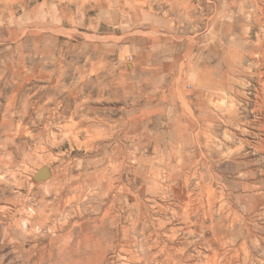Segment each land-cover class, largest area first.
Masks as SVG:
<instances>
[{
	"label": "rangeland",
	"instance_id": "obj_1",
	"mask_svg": "<svg viewBox=\"0 0 264 264\" xmlns=\"http://www.w3.org/2000/svg\"><path fill=\"white\" fill-rule=\"evenodd\" d=\"M4 120L14 125L0 131V264H64L60 238L74 229L77 244L76 223L101 216L117 195L113 212L137 213L142 202L177 229L175 256L154 264H215L222 241L225 251L245 241L247 264H264V154L252 145L264 140V0H0ZM207 160L240 164L224 183L241 191L238 211L254 216L252 229L231 231L228 219L214 228L213 213L200 231L201 210L184 218L186 179L201 207ZM45 166L52 179L34 183ZM247 170L259 199L243 191ZM61 194L63 208L47 219L40 209ZM93 232L97 244L115 233ZM112 249L100 264H146Z\"/></svg>",
	"mask_w": 264,
	"mask_h": 264
},
{
	"label": "bare ground",
	"instance_id": "obj_2",
	"mask_svg": "<svg viewBox=\"0 0 264 264\" xmlns=\"http://www.w3.org/2000/svg\"><path fill=\"white\" fill-rule=\"evenodd\" d=\"M46 75H47V73H46ZM52 78H54V77H52ZM51 80H49V81H51ZM60 81L61 80H59V83L58 84H60ZM57 87H58V85H57ZM12 99H15V95H14V98L12 96L10 97L9 104L10 103L12 104V102H13ZM58 104H59V102H58ZM62 105H61V107H62ZM65 106L62 107V108L65 109ZM72 109H70V110H72ZM26 111H27V108L25 106V112ZM73 111H75V110L73 109ZM73 111H72V113H73ZM76 111H77V109H76ZM58 112H59V110H58ZM70 113H71V111H70ZM55 114H57V113H55ZM74 114H75V112H74ZM74 116H76V115H74ZM67 117H69V116L67 115ZM67 117H63V118H67ZM51 120H52V118H51ZM6 125L9 126V127H7L5 129L6 131L8 129H13V125L14 124L11 123V121H9V120L8 121L7 120H4L0 124V131L2 129H4L6 127ZM7 133H9V132H7ZM245 143H247V142H245ZM250 144H252V143L250 142ZM252 145L255 148V151L259 152V154H260V152L264 154V140H262L261 142H259L257 144H252ZM249 146H251V145H249ZM229 147H230V145H229ZM240 150H242V149L237 150L238 153L240 152ZM229 154H231V153H229ZM234 155H236V154H234ZM240 155H242V154H240ZM231 157H232V155H231ZM233 158H235V157H233ZM262 160H263V158H262ZM222 162H224V161H222ZM188 165H190L189 168H188ZM193 165H194V163L193 162H190V163L187 164V167H185V168L188 169V172H190V174L193 175V177H194L197 174V171L194 172V173L192 172V170L194 168ZM239 165L240 164H238L237 161H231L229 163L227 162V164L218 163L217 165L216 164L214 165L213 162L207 160V162L204 164L203 172H201L200 182H199V186H200V189H201V194L203 196V199H202L203 201H202L201 207L196 206V202H197L196 201V198H195V194L196 193H195L194 190H191V188L189 186V185H191L189 178L186 179L187 180L186 181L187 182V187H186V191L184 190L185 191L184 192L185 194L183 195V197L185 199V201H184L185 202L184 203V210L187 213V216L185 217V215H184V218L186 219L187 222H188L189 219H191L193 217V214L192 213H195V212L201 210V212L203 213V217L197 218V221L195 222L196 223V226L201 228L200 231L205 226L208 217L209 216L212 217V214L213 213H217L219 215V218H220V221H219L220 224H219V222L216 225L214 224L215 225L214 228H218V229L221 228L222 223H223V221L225 219H228L229 220L230 224H228V226L231 229V231H232V229L234 230L236 228H243L244 225L247 226V227H249L250 229H252V227L255 226V220L253 218L254 216H251V217L247 218L244 214H242V213H240L238 211L239 210V200L241 198V194H240L241 191L240 192L235 191L232 188H230L231 186H228L229 184L227 185V184L224 183L226 181V177H227L226 174H225V170H230L231 169V170L235 171V170L239 169L238 168ZM244 166H246V168H247V164H244ZM178 168H179V166H178ZM36 173H37V171H36ZM102 175L104 176V178H103L104 179V182L102 184L103 185L102 188L107 192V195H112L111 194V186H110L111 184L109 182L111 180V178L106 179L107 174L105 172H102ZM191 175H190V177H191ZM33 176H35V175H33ZM176 177L177 176H174V178H176ZM242 177H243V180L244 179L247 180L245 182L244 181L241 182L242 183V186L244 188L243 191L246 193V197L249 200H255L256 198L257 199L261 198V194L258 193L259 191H262L261 190L262 188L260 187L261 185L260 186L259 185L258 186L257 185L254 186L252 184L254 182H251L252 179L254 178V174L250 170H247V172L243 173ZM207 178H209V180H210L209 182L207 181ZM213 183H217L218 185H220L221 191H219L218 189L214 188ZM258 183H260V182H258ZM55 185H57V184H55ZM83 185H82V187H83ZM99 185L100 184H98L97 186L99 187ZM60 188H62V187H60ZM84 188H85V185H84ZM55 190H56V188L53 189V191H55ZM101 190L102 189H100V191ZM50 191H52V190H50ZM57 191H58V189H57ZM57 191H55V192H57ZM97 192H99V191H97ZM102 192H103V190H102ZM63 194H65V193H63ZM262 195H264V194H262ZM63 196L61 194V198H59V200L57 202L54 201L51 204H48L46 206L43 205L44 207L40 209L41 210L40 212L45 214L46 211H47V209H50L52 212H58L59 210H61L63 208ZM94 196H96V194ZM117 196H119V195H117ZM117 196L115 197V199L113 201H111L112 204L110 205V207H108V209L103 214L101 213V216H98V217H94L93 216L91 218H87L83 223H82V221H81V223H76V225L74 226L75 229L76 228H79V232H77L76 235H78V237L80 238V240L78 241L77 244L75 243L73 246L69 244L70 239L74 235L73 234L74 233V229L72 231L70 230L62 238H60L61 241L63 242V245L60 247L59 250L61 251V254H62L61 259L64 262V264H66V263L67 264H100V262L98 261V258H100L101 254L103 253V250L102 249L107 248V247H110V246L113 249L118 250V254H119L120 258H123L125 260L126 259L127 260L134 259V260H138V261L141 260V261H143L146 264H154L157 261V258H159V256L167 255L169 258H171V255H172V257L175 256L174 253H173V251H172V248L173 247H171V240L172 241L174 240V237H175V235L177 233V229L176 228H172V229L169 228V225H171L170 219L169 220H165L163 218H153L152 211H150L148 209V207H143V203L142 202H140L139 204H137V202H138L137 201L138 200V196L135 197V199H136L135 201H137L136 204H135V207L137 208V209L136 208L135 209L138 210V212L136 211L137 213H131V214H127V215L115 213V211L113 212L112 208H114L113 206L116 204ZM67 197H68V195H67ZM204 197L206 198V200H204ZM101 198H103V197H101ZM206 201L208 202L207 204H206ZM43 202L45 203V202H47V200H45V201L43 200ZM108 202H109V200H108ZM68 205L69 204H67V206ZM99 205H100V202H99ZM67 206H66V208H67ZM33 210H35V209H32L30 212H32L34 214V211ZM83 210H85V209H83ZM95 210H96V208H95ZM163 210L165 212L168 211L167 208H163ZM252 213H258V210L257 209H251L250 214H252ZM195 214H197V213H195ZM48 215L45 214V217L47 218ZM178 215H181V213H178ZM49 216H52V215L50 214ZM45 217H44V220H45ZM82 219L83 218H81V220ZM212 221L214 223L213 217H212ZM29 223H31V222H29ZM44 223L45 222H43V224ZM93 223H94V225H93ZM41 224L42 223H40V225ZM97 224H101V225L98 227ZM33 227H34V225H33ZM42 227H45V225L42 226ZM100 228H102V229H100ZM55 229H57V228H55ZM35 230H36V228H35ZM52 230H54V229H52ZM60 230H61V228H60ZM65 230L66 229L63 226L62 232H65ZM93 230L94 231H99V230L110 231V230H113L115 233H114V236H112L111 238H107L108 237L107 236L108 235V232H107V235H106L107 236L106 237L107 239L105 240V242H100V244H97L96 241H93V235H92V233H94ZM40 231H41V229H40ZM37 233H39V232H37ZM191 233L194 234V233H196V231H192ZM171 234H172V236H171ZM164 237H166V240H164ZM119 238H120V240H119ZM34 239H36V238H34ZM119 241L121 242V244H119ZM217 243H218V241H217ZM219 245L220 246L216 249V254H215L216 259L213 260V262H215V264H221L223 262H224L223 264H247L248 258H249V252L247 251L246 242L245 241L242 243L241 246L235 245V247H234V249L232 251H229V250L225 251L226 249L224 248L223 241ZM185 250L186 249H184L183 252H181V253H183V254L186 253ZM242 251L244 252V255H243ZM223 255L225 256L224 259L221 258ZM42 258H44V256H42L41 259ZM182 259H184V258L182 257ZM180 262H181V260H180ZM182 263H183V261H182ZM178 264H181V263H178Z\"/></svg>",
	"mask_w": 264,
	"mask_h": 264
},
{
	"label": "water",
	"instance_id": "obj_3",
	"mask_svg": "<svg viewBox=\"0 0 264 264\" xmlns=\"http://www.w3.org/2000/svg\"><path fill=\"white\" fill-rule=\"evenodd\" d=\"M53 176L52 170L49 167H43L37 170V173L33 177V182L38 183L40 181H49Z\"/></svg>",
	"mask_w": 264,
	"mask_h": 264
},
{
	"label": "crops",
	"instance_id": "obj_4",
	"mask_svg": "<svg viewBox=\"0 0 264 264\" xmlns=\"http://www.w3.org/2000/svg\"><path fill=\"white\" fill-rule=\"evenodd\" d=\"M9 68H10V63L8 64Z\"/></svg>",
	"mask_w": 264,
	"mask_h": 264
}]
</instances>
